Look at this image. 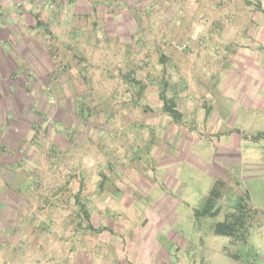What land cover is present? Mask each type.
Masks as SVG:
<instances>
[{
	"label": "rangeland",
	"instance_id": "rangeland-1",
	"mask_svg": "<svg viewBox=\"0 0 264 264\" xmlns=\"http://www.w3.org/2000/svg\"><path fill=\"white\" fill-rule=\"evenodd\" d=\"M230 1L234 8L248 1L261 4L260 0ZM217 2L38 0L39 9L46 13L45 23L54 8L72 10L67 24L58 21L60 31L41 32L51 55L52 80L21 81L35 112L28 121L30 113H19V109L10 113V121L16 124L27 114L23 130L9 138L22 139L13 151L22 152L32 139L30 149L24 151L30 155L33 151L35 156L19 165L24 171L20 178H29L23 194L27 204L17 215L20 222H0V264H32L34 257L40 258L37 264L54 263L62 257V250L79 246L75 242L78 232L82 238L83 231L91 234L84 222L86 213L102 215L109 203L114 228L120 231L124 221L128 243L137 240L131 251L133 264H264V49L250 69L249 63L242 67L226 61L237 44L212 48V56L226 66L215 79L224 80L227 91L220 94L214 91L217 87H211L209 104H222L223 110L208 119L210 124H188L197 128L200 137L176 136L182 141L175 143L162 136L161 125L141 126L146 116L162 114L141 102L146 88L151 86L156 93L164 89L167 96L173 91V80L166 84L165 77L161 78L166 75L159 59L162 55L170 59L205 56L209 48L204 42L212 37L202 29L215 24ZM89 7L113 14L115 24L107 29L104 18L94 24L96 11L88 16L72 14ZM193 9L200 12L197 17ZM123 21L124 34L128 33L125 42L111 30ZM69 24L74 25L71 38L66 31ZM92 29L101 30L100 49L95 54L90 45L88 50L83 48L86 42H80L81 37L92 42ZM185 43L184 50L176 47ZM84 63L88 72L82 74ZM165 67L168 74L169 64ZM28 73L32 72L28 69ZM198 77L203 79L204 74ZM35 86L45 93L34 94ZM188 115L191 121L193 114ZM2 122H6L5 112L0 113ZM66 143L68 147L61 148ZM109 167L114 176H109ZM217 180L225 182L220 212L196 219L195 209L204 205ZM117 181L120 185L116 186ZM243 199L259 211L248 241L238 243L216 235L214 225L225 220L226 213ZM128 243L124 242V249ZM146 245L154 246L152 252L156 249L153 257L146 248L147 259L151 258L143 262L146 256H142L138 262L136 257Z\"/></svg>",
	"mask_w": 264,
	"mask_h": 264
},
{
	"label": "crops",
	"instance_id": "crops-1",
	"mask_svg": "<svg viewBox=\"0 0 264 264\" xmlns=\"http://www.w3.org/2000/svg\"><path fill=\"white\" fill-rule=\"evenodd\" d=\"M19 1L24 3V5L20 6L21 3L19 4ZM43 1L48 3L53 0ZM218 1L216 5L217 11H215L217 15L215 24H212L210 27L206 26L205 29H202L205 34H210L212 37L210 39L206 38V42H204V47L209 48L205 56L201 57L195 54L194 56L188 55V57L183 59H170L162 55L159 59V67H162V65L164 66L162 67L164 72L163 75H166L161 76L162 79L165 77L164 83H168L166 80H173V91L168 97L175 102L176 109L182 113V119L180 121H175L170 115L163 111V101L160 98V92L157 91L156 93L151 86H148L142 93L141 102L146 105L145 108L157 109L161 111L162 114L160 117L159 114H156L157 117L154 115L150 116V118L146 116L145 122H141V126L151 128V126L161 125L163 127L162 136L173 138L172 142L175 143L181 140L177 139L176 136H184L187 138L200 137L197 133V128L188 124H210L213 114L216 113L217 115V113L219 114V112L223 110L222 104L218 107H214L209 104L208 99V95H211V87H217L216 90H214L216 93L221 94L227 91V84L224 80L221 78L215 79L216 73L219 70L225 69L226 66L223 68L222 61L218 56H212V48H226L228 44L223 47L224 43L237 44L236 50L231 56L226 58V61L238 66L242 64V67L249 63L250 69H252V65L256 64L255 58L261 53L260 49H264V0H260V6H256L255 1H248L247 4L242 3L241 7L238 8L230 7L233 6L230 0H225V2H222V0ZM37 2L38 0H0V96L5 97L0 98V113L2 114L5 112L6 115V122L0 123V222L3 224H8L9 222L16 224L20 222L17 221L20 220L17 215L21 207L27 204L26 197H24L23 194L27 191L29 178H20L24 171L19 169V165L22 164L21 161L26 160V157L30 159L35 156L33 151L31 155L24 151L30 149L32 139H28V146L24 147L22 152L13 151V149L18 147L19 140L22 139H9L18 135L19 132H21L20 130H23V125L26 124L25 121H28L27 119L30 118L29 115L35 112V104L30 103V99L28 98L30 93L28 94L26 88L23 89L24 87H22L21 81H24L26 78L28 81L31 79L43 80L45 82L52 80L51 55L46 52L45 41L41 32L45 29H48L49 32H55L58 30L56 29L58 21L64 23L63 25L67 24L72 10H69V7L64 10L54 8L49 15V19H46L45 23L46 13L39 9V4ZM94 11L97 12V16L93 20L94 24L101 20V18L105 19L106 25L108 26L107 29L111 27L109 24H115L113 14L105 15L101 13L100 10H94L90 7L72 11V14L88 16ZM203 12L207 11L205 10ZM192 13L194 17H197L200 12L198 13V9H193ZM37 15H39L40 19L43 21L42 24L37 23ZM59 15L61 19L56 18L59 17ZM200 15H202V12ZM78 21L81 23H78L80 24L79 26H83L82 22L80 20ZM119 24L118 31L116 28L111 30H114L116 33L118 32L121 41L125 42L127 41L125 36L128 33L124 34V30L127 29V26L125 21ZM86 28H88V26H86ZM66 31L70 34L69 38L74 36V25L69 24ZM100 33V29L94 31L92 42H88L84 37H81L80 42L87 43H83V48L89 50L90 45L92 53L95 54L98 49H100ZM216 34L217 36H215ZM200 44H202V42L199 43V45ZM195 51H198V48ZM258 59L259 58L256 60ZM168 64L169 72L167 74L168 70L165 69L168 68L165 66H168ZM85 66L87 65L84 63L81 67L82 74L88 72V68ZM28 69L29 72L32 73H28ZM253 70L255 71V68ZM203 74V79L198 77ZM187 84L188 88H185ZM189 85L192 86L189 87ZM44 91L37 86L32 90L34 94L39 95L45 93ZM14 104L15 108L12 106ZM17 105H19V108H16ZM17 109H19V113H30L25 121L23 117H26L27 114L21 116L20 119H18V124L10 121V113L15 112ZM188 114H193L191 119L192 122L188 120L190 119V115ZM152 119H156V123L153 121V125H149V120ZM160 119H163L162 122L159 121ZM208 119L210 120L209 122ZM164 132L167 133V136ZM145 140L148 141V139ZM157 141L155 142L157 143ZM67 144L68 143L65 144V147H62V145L61 148H67ZM103 165V163L100 164L101 169ZM109 169L111 170L108 173L109 176H114V174H112L114 170L113 167H109ZM115 184L117 186L119 182L117 181ZM102 185L103 183L99 184L100 187H102ZM111 204H113V202ZM109 207L110 203L107 206V211L102 215L95 214V211L91 215L89 211L91 216L89 220L84 218V222L88 223V225L90 222L92 225V228H89V233L91 234L87 236V232L82 230L84 232L82 238V233L78 232L77 237H75L78 239H76L75 242L79 246H77L75 250H71L70 248L62 250V257L58 260L55 259L54 263L49 264H133L134 260L132 259H134L135 256H132L131 251L133 244L136 243L137 240L131 241L130 239L132 244L130 242V244L128 243L124 234L128 226L123 223L124 221L121 218L120 220L123 221L121 223L122 229L120 228L121 230L118 231L114 228L115 225H112L113 217L111 215L113 211H111ZM106 222H108V224H106ZM103 226L107 227L106 230H104L105 228ZM102 228L103 231L101 230ZM146 236L149 235L147 234ZM150 237L153 241L156 240L152 235H150ZM124 242L129 244L126 249H124ZM153 247L154 246H147L142 248L139 257H136L137 260L139 259L138 262L141 261L143 258L142 256H146L143 262L151 258L147 259L148 252L146 248L152 253V255H149L153 257L156 250L154 248L152 252L151 250H153ZM38 259L40 258L34 257V262H32V264H37L36 262ZM158 264L168 263L166 261H160Z\"/></svg>",
	"mask_w": 264,
	"mask_h": 264
},
{
	"label": "trees",
	"instance_id": "trees-1",
	"mask_svg": "<svg viewBox=\"0 0 264 264\" xmlns=\"http://www.w3.org/2000/svg\"><path fill=\"white\" fill-rule=\"evenodd\" d=\"M37 23L42 24L43 21L37 15ZM160 98L163 101V109L169 114L175 121L182 119V113L176 109L175 102L170 99L165 90L160 91ZM225 182L223 180H217L214 186L211 188L205 203L202 207L196 208L194 216L200 220L206 216L217 215L221 208L218 206L219 200L224 196ZM258 209L254 208L247 199H243L238 202L233 210L226 213V218L223 221L217 222L213 231L216 235L231 237L234 242L246 243L248 241L250 228L254 226V220L257 215ZM90 216L86 213V219L89 220ZM90 228L92 225H90Z\"/></svg>",
	"mask_w": 264,
	"mask_h": 264
},
{
	"label": "built area",
	"instance_id": "built-area-1",
	"mask_svg": "<svg viewBox=\"0 0 264 264\" xmlns=\"http://www.w3.org/2000/svg\"><path fill=\"white\" fill-rule=\"evenodd\" d=\"M187 44L185 43V44H177L176 45V47L179 49V50H184V49H186L187 48Z\"/></svg>",
	"mask_w": 264,
	"mask_h": 264
}]
</instances>
